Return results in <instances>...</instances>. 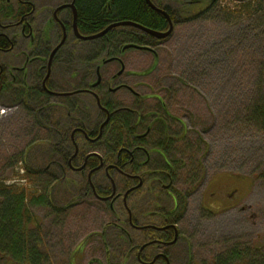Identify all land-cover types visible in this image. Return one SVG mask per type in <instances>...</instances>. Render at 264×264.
<instances>
[{"label":"rangeland","instance_id":"obj_1","mask_svg":"<svg viewBox=\"0 0 264 264\" xmlns=\"http://www.w3.org/2000/svg\"><path fill=\"white\" fill-rule=\"evenodd\" d=\"M246 1L251 10L238 15ZM246 1L220 0L206 15L179 23L155 49L156 58L146 52L154 50L151 46L142 52L126 49L123 57L124 73L142 74L126 81L144 85L138 91L151 97L149 104L161 98L174 116L184 115L182 121L204 141L197 159L184 158L179 178L189 177L191 163L195 167L198 160V184L180 186L190 195L181 230L190 243L191 259L187 263L186 247L180 246L171 264H211L215 255L233 245H260L264 254V130L244 117L245 108L264 97V0ZM202 8L196 4L194 11ZM191 9L181 8L180 15ZM111 66L110 74L118 70L116 64ZM122 94L114 99L128 103ZM11 103L9 97H0V181L6 185L24 183L22 154L32 157L33 144H47L44 132H31V111L22 105L6 107ZM85 105L92 108V99ZM79 110L72 114L80 117ZM39 189L43 193L41 185ZM31 211L43 233L46 259L47 248L50 254L48 262L37 264L109 263L113 230L98 236L113 219L108 209L75 204L58 219L40 207ZM0 264L17 263L0 252Z\"/></svg>","mask_w":264,"mask_h":264},{"label":"flooded vegetation","instance_id":"obj_2","mask_svg":"<svg viewBox=\"0 0 264 264\" xmlns=\"http://www.w3.org/2000/svg\"><path fill=\"white\" fill-rule=\"evenodd\" d=\"M150 1L169 17L167 20L158 12L167 21V30L170 25L172 27L168 37L155 38L160 41L159 44L172 36L179 23L189 21L190 17L194 16L197 2L206 5V0ZM76 2L77 0H0V13L13 14L12 18L7 17L0 21V36H4L11 43L9 50L0 53V94L4 93L14 101L24 91L25 98L20 104L27 102V105H36L41 101L47 105V111L53 107L59 113L63 109L68 110L70 113H67L66 117H70L69 124L74 126L69 139L76 154L79 153L75 143L78 139H85L91 144L97 143L110 127L109 139L113 142L124 140V146L110 149L114 161L105 166L102 164L99 174L93 176L95 170L87 173L88 189L82 194L79 190L75 191L78 197L76 205L91 204L108 209L113 219L105 225L107 232L110 229L121 231L129 238V242L130 235L134 233L139 241L136 243L138 245L133 244L130 250L135 253L137 259L144 256V260L138 259L143 264H171L176 258L177 247L180 246L186 247L188 263L191 259L190 243L181 230V223L186 217V210L181 212V203L184 198L187 201V196L190 195L180 188L182 182L183 185L188 184L186 180L179 179L186 165L184 162L178 166L174 159H169L165 153L169 151V146H164L163 142L164 131L182 136L187 141L194 140L189 135H195V131H190V127L182 121L184 115L176 117L167 110V115L158 117L156 106L165 105L164 101L157 98L155 104H149L147 100L151 97L138 91L145 86L139 83L131 86L126 81L142 76L130 74L131 72L124 73V47L151 46L154 50L146 52L154 58L155 49L158 47H154L155 39H150V35L142 31L140 27L143 26L138 23H110L105 29L116 24H131L115 26L106 32L107 34L117 29L126 35V41L120 42L121 47L117 55L105 53L100 57L98 51L93 48L94 43L106 34L93 40L83 39L96 34L85 33L79 28ZM144 2L149 7L146 0ZM187 5L189 9L193 7L189 11L192 12L191 16H181L179 11ZM115 43V40L111 41L112 45ZM134 50L142 52L144 49ZM106 60L111 61L104 62ZM114 64L118 70L110 74V67ZM98 76L100 83L94 87ZM117 93H123V99L130 101H116L114 95ZM87 99H92L93 103L92 108L89 107L90 116H98L91 136L78 127L81 124L80 118L72 114L74 110L82 109ZM123 113L124 129L114 127L118 115ZM134 113L139 114L135 133L129 122ZM88 153L110 152L89 150ZM78 169L79 167L73 169V178L76 179L72 182L74 186L80 183L77 181L80 176L84 177L83 169ZM203 209L212 212L208 208Z\"/></svg>","mask_w":264,"mask_h":264},{"label":"trees","instance_id":"obj_3","mask_svg":"<svg viewBox=\"0 0 264 264\" xmlns=\"http://www.w3.org/2000/svg\"><path fill=\"white\" fill-rule=\"evenodd\" d=\"M218 1L220 2V0L204 1L206 5L203 6L202 9L195 10L193 17L191 16L192 12H187L185 14L184 11L183 14L186 16L190 15V20L206 15L214 10ZM196 4L199 3L197 2ZM76 5L78 8L79 28L88 34L98 33L102 31L107 24L116 23L118 21H132L149 30L159 32H165L168 27L164 17L148 7L144 0H77ZM250 10L251 6L246 1L245 4L239 7V12L237 13L241 15L248 13ZM12 16L13 14L11 15V12L1 14L0 21H3V19L7 17L12 18ZM173 19H175V16H173ZM148 37L154 39L151 36ZM112 40L116 41L115 45L111 44ZM121 41L122 43L126 41V35L117 29H113L102 39L95 41L93 48L98 51L100 57L105 53L108 55H117L121 47ZM154 41V47L158 46L160 41L156 39ZM10 48V41L4 36H0V53ZM23 92L19 94L18 99L12 101L11 106L9 105L6 107L22 105L30 110L33 117L32 126H34L31 132L34 133V136L37 133V129L38 133L41 131L44 132L47 135V140H45L47 144H45L46 146H43V142L35 146L33 144L29 149V152L31 151L33 155L32 157L29 156L30 153L22 154L20 159H22L25 169V174L23 176L24 183L6 185L5 182L0 181V252L4 256H9L17 264H37L40 260L42 262L47 260L48 262L50 254L47 248L46 259V253L43 252L45 248V242L42 238L43 233L31 208L40 207L46 209L48 215H52L57 219L60 218L62 213L66 212L68 208L77 204L78 197H76L75 191L79 190L82 194L88 189L86 182L87 173L95 170L93 172V176H95L100 172L99 170L101 168H97L101 163L105 166L113 162L114 158L110 149H119L121 146H124V140L117 142L111 141L109 139L111 129L108 127V131L103 134L98 142L96 141L97 143L91 144L85 139H78L75 143L78 146L79 153L74 155V146L69 139L70 132L74 126L69 124L70 117H66L67 113L70 112L63 109L62 112L59 113L54 107L47 111V105L41 103V101L36 105H27V102L20 104V101L25 98V93ZM41 94L43 95V93ZM0 96L2 98L5 95L1 93ZM101 101L103 103V100ZM167 110L166 104H158L156 106V111H154L158 117H162L164 114L167 115ZM79 111L81 116L79 115L80 117H76L80 118L79 123L81 124H79L78 127L84 129L85 132L88 133V136H91L92 132H94L95 123L97 121L96 118H98V116H90L91 109L89 106L87 107V105H83V108ZM138 115V113H134L129 120L134 133L139 123ZM118 116V121L114 123V127L124 129V113ZM244 117L246 120L248 119L255 124V126L264 130V97H259V99L249 104L245 108ZM193 139L192 141H187L183 139L182 136H178L177 134L171 135L164 131L163 143L164 146H169V151H165L167 157L169 159H174L176 163H178V166L184 163L182 158L194 160L196 155L195 159H197V154L201 151L204 141L200 133H196ZM41 150L42 152H40ZM89 150H105L110 153H98L101 157L100 159V157L97 156H88ZM36 153H40V155ZM169 153H172V155ZM198 164L197 160V166H195V168L194 163H191V177L189 175L188 180H186L191 187L198 184ZM82 166H84L82 170L84 177L80 176L77 180L78 182L80 181V183L78 186H74L72 182L76 179L73 178V169ZM39 185L43 188V193H41ZM62 194L64 195L63 197ZM82 198H84L83 195ZM59 201L61 203H59ZM186 208L187 201L184 198L181 203V212H184ZM33 224L35 228L31 231L29 227ZM106 232L107 230L101 232V238L105 237ZM111 238L115 241V246L114 253L109 252L107 257L108 264H143L140 260L138 261L136 258L137 256L130 250L131 246L133 244L138 245L136 243L139 241L134 233L130 235L129 242V238H126L121 231H115V229H113ZM139 258L144 260L143 255ZM211 264H264V254L262 253L260 245L254 247L250 245H244L242 247L233 245L225 251L215 255Z\"/></svg>","mask_w":264,"mask_h":264},{"label":"water","instance_id":"obj_4","mask_svg":"<svg viewBox=\"0 0 264 264\" xmlns=\"http://www.w3.org/2000/svg\"><path fill=\"white\" fill-rule=\"evenodd\" d=\"M146 2H147V4L149 5V7H150L151 9H153V10H155V11H157V12L163 14V15L167 18V20H169V17L167 16V14H166L165 12H163V11L157 9V8L151 3L150 0H146ZM128 24H131V23H122V24L111 25V26H109L108 28H106L105 31H104L102 34H97V35H94V36H91V37H83V39H85V40H93V39H96V38L101 37L103 34H105V33H106L109 29H111L112 27L119 26V25H128ZM140 28H141L142 31H144L145 33H147L148 35H150V36H152V37H154V38H156V39H163V38H166V37H168V36L170 35V33H171V31H172V27H171V25H170L168 31L165 32V33L156 32V31L149 30V29H146V28H143V27H140ZM129 48H139V47H137V46H135V45H126V46L124 47V50L129 49ZM139 49H140V48H139ZM109 61H111V60H109ZM109 61H106V62H109ZM99 83H100V77L98 76V80H97V82H96L93 86L96 87ZM89 156H98V155H97L96 153H92V154H90ZM101 166H102V164H101L97 169L101 168ZM83 168H84V166L80 167L78 170H82ZM90 175H91V173L89 174V176H90ZM129 215H130V214H129ZM150 264H152V263H150Z\"/></svg>","mask_w":264,"mask_h":264},{"label":"bare ground","instance_id":"obj_5","mask_svg":"<svg viewBox=\"0 0 264 264\" xmlns=\"http://www.w3.org/2000/svg\"><path fill=\"white\" fill-rule=\"evenodd\" d=\"M248 2H249V1H248ZM104 29H105V28H104ZM104 29H103L102 31L98 32V33H95V34H96V35H97V34H102V33L105 31ZM105 34H106V33H105ZM103 35H104V34H103ZM103 35H102V36H103ZM77 204H78V203H77Z\"/></svg>","mask_w":264,"mask_h":264},{"label":"built area","instance_id":"obj_6","mask_svg":"<svg viewBox=\"0 0 264 264\" xmlns=\"http://www.w3.org/2000/svg\"><path fill=\"white\" fill-rule=\"evenodd\" d=\"M1 113H4V111H2Z\"/></svg>","mask_w":264,"mask_h":264}]
</instances>
